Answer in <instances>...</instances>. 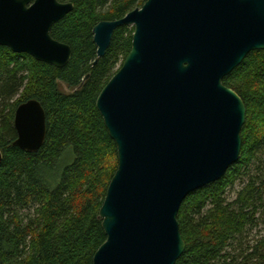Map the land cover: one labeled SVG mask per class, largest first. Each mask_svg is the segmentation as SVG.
Listing matches in <instances>:
<instances>
[{
	"label": "water",
	"instance_id": "obj_1",
	"mask_svg": "<svg viewBox=\"0 0 264 264\" xmlns=\"http://www.w3.org/2000/svg\"><path fill=\"white\" fill-rule=\"evenodd\" d=\"M73 9L71 1L0 0V46L65 67L73 50L51 32ZM121 26L134 27L131 50L96 100L118 168L100 208L106 241L93 264H176L186 248L184 199L240 158L247 108L223 80L264 50V0H146L93 27L95 63ZM46 119L39 100L20 103L13 144L37 152Z\"/></svg>",
	"mask_w": 264,
	"mask_h": 264
},
{
	"label": "trees",
	"instance_id": "obj_2",
	"mask_svg": "<svg viewBox=\"0 0 264 264\" xmlns=\"http://www.w3.org/2000/svg\"><path fill=\"white\" fill-rule=\"evenodd\" d=\"M60 1L74 3L51 32L71 46L68 65L0 46V264H93L106 241L99 212L118 154L96 100L130 52L134 27H118L96 63L93 27L146 0ZM223 83L246 104L242 151L220 180L184 199L178 221L186 248L176 264H264V50L251 52ZM31 98L47 118L37 152L13 144L15 110Z\"/></svg>",
	"mask_w": 264,
	"mask_h": 264
},
{
	"label": "rangeland",
	"instance_id": "obj_3",
	"mask_svg": "<svg viewBox=\"0 0 264 264\" xmlns=\"http://www.w3.org/2000/svg\"><path fill=\"white\" fill-rule=\"evenodd\" d=\"M131 27H133V26H131ZM63 88H64V90H66V91L69 90L68 87H67L66 85H64V84H63ZM241 187H242V184L239 182V183L237 184V186H236L233 190H234V191H238L239 189H241ZM234 191H233V192L230 191V198H231V199L235 198V196H236V194L234 193Z\"/></svg>",
	"mask_w": 264,
	"mask_h": 264
}]
</instances>
